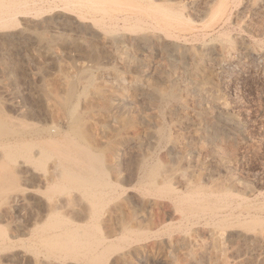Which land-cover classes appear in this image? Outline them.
Segmentation results:
<instances>
[{
    "label": "rangeland",
    "instance_id": "374dc122",
    "mask_svg": "<svg viewBox=\"0 0 264 264\" xmlns=\"http://www.w3.org/2000/svg\"><path fill=\"white\" fill-rule=\"evenodd\" d=\"M52 1L0 0L27 11L0 25V119L57 132L0 142V264H264V0ZM74 147L102 159V200L65 174ZM110 228L99 260L60 248Z\"/></svg>",
    "mask_w": 264,
    "mask_h": 264
},
{
    "label": "bare ground",
    "instance_id": "6f19581e",
    "mask_svg": "<svg viewBox=\"0 0 264 264\" xmlns=\"http://www.w3.org/2000/svg\"><path fill=\"white\" fill-rule=\"evenodd\" d=\"M58 1H60V2H62V4H60V2H58ZM56 0V2H55V4H54V1H52V3L54 4V5H52L51 7H49L50 9H55V10H66V12L68 11V10H73V9H69V6H67L69 3H73V4H71V7L74 5V9H76L77 7L78 8H80V10H84L85 12L84 13H90L91 11L93 12L95 9H100V8H98L99 6H100V2L101 3H105V5H106V3L108 2V3H111V2H115V3H120V0L119 1H117V0ZM71 1V2H70ZM100 1V2H99ZM117 1V2H116ZM122 1V0H121ZM148 1V0H147ZM147 1H145V3L147 2ZM11 2V1H10ZM8 3V5L6 4V6H9V8H13V7H11V6H13L14 4H12V3ZM27 3V2H26ZM98 3H99V6H98ZM144 3V2H143ZM149 3V2H148ZM10 4H12L11 6H10ZM219 4V3H218ZM16 5V4H15ZM105 5H103L102 4V6H105ZM17 6V5H16ZM75 6H76V8H75ZM151 6H152V3H151ZM156 6V5H155ZM70 7V8H71ZM101 7V6H100ZM153 7H154V5H153ZM73 8V7H72ZM103 7H101V9L100 10H102L103 11V9H102ZM106 8H109L108 6H106L105 7V12H103V13H107L106 11H109V9L108 10H106ZM214 8H216V7H214ZM6 9H8V7L6 8ZM15 9H16V7H15ZM49 9V10H50ZM226 9V8H225ZM224 8H223V6L222 5H220V7L218 8V9H216V11H213L214 13H211V15H212V18H211V20H213L214 22L215 21H220L222 18H224L225 16H224V10H225ZM11 10V9H10ZM10 10L8 9V10H6L7 11V13H8V11L10 12ZM13 10V9H12ZM214 10V9H213ZM17 11V12H16ZM26 10H15V14L14 15H11L12 13L10 12V14L9 15H11L10 17H9V15L7 16H4V17H1V15H0V25L1 26H5L6 25V23H9V22H7V21H11V17H14L15 15H17L18 13L20 14V15H18V17H20L21 16V18L22 17H24L25 15H26V13H27V11L25 12ZM158 11V10H157ZM3 12H5V11H3ZM2 12V13H3ZM96 12V11H95ZM14 13V12H13ZM163 13V12H162ZM6 13H4L3 15H5ZM73 14V13H72ZM180 15V14H179ZM78 16V15H77ZM163 16V15H162ZM168 16V15H167ZM14 18H16V16L14 17ZM223 20V19H222ZM166 22V21H165ZM159 23V22H158ZM175 24V23H174ZM166 25H168L169 26V21H168V23L166 24L165 23V25L164 26H166ZM9 26V28H10V26H11V24L10 25H8ZM8 26L6 27V28H8ZM168 26H167V28H168ZM170 26H172V25H170ZM1 28V27H0ZM180 29V28H179ZM169 34V33H168ZM167 34V35H168ZM165 35V34H164ZM143 37V36H142ZM168 37V36H167ZM139 38V37H138ZM172 38V37H171ZM178 45H176V47H177ZM73 84V83H72ZM70 85H71V83H70ZM74 86H69L68 87V89H69V91H68V99H67V101H65V105H67V103L69 102L70 103V101H68L69 99H71L70 97L72 96V95H74L73 94V88ZM42 92V91H41ZM172 94H173V92H171ZM171 93H168V94H165L164 95V99L165 98H170V99H172V96L174 95H172ZM43 96V95H42ZM174 96H176V95H174ZM174 99H176V97H173ZM69 110V109H68ZM73 110V109H72ZM74 111V110H73ZM72 112V111H71ZM71 112H69V113H71ZM25 113V112H24ZM68 113V114H69ZM1 115V114H0ZM48 116V115H47ZM70 116V115H69ZM4 117V116H3ZM24 117V116H23ZM80 116H78V117H76V115H75V117L73 116V119H72V125L71 126H73L74 127V129H72V130H74V133L76 134L75 136H77L79 139L81 138V139H83L84 137H86L85 136V133L87 134V132H85L83 129L81 130L79 127L81 126V124H80V122L82 123V121H80V118H79ZM81 118H83V117H81ZM40 123V122H39ZM87 123V122H86ZM41 124V123H40ZM85 124V123H84ZM83 124V125H84ZM80 125V126H79ZM51 127V126H50ZM82 128V127H81ZM45 129H46V127H45ZM44 128H37V129H29V130H26L25 132L23 131V132H18V134H17V131H14L12 128H10V127H8L7 126V124L6 123H4V120L2 121L1 119H0V142L2 143V144H8V145H5L4 147H7V146H9L10 144H11V146H12V144H13V146H14V144H16V143H18V142H20V141H23V140H25L26 138H32V139H39L40 141L41 140H45L44 141V143H45V145L43 144L42 146H44V148H45V146H46V143H48V142H46V139L48 140V139H52L53 138V135L55 134V133H57V132H52V131H48V130H46V131H44L45 130ZM54 131V130H53ZM56 131H58V129L56 130ZM85 133H84V132ZM66 132V131H65ZM91 132V131H90ZM60 134V133H59ZM56 135V134H55ZM88 135V134H87ZM54 139V138H53ZM85 139V138H84ZM83 139V140H84ZM88 139V138H87ZM86 139V140H87ZM68 140V139H67ZM85 140V141H86ZM27 141V140H26ZM36 141V140H35ZM39 141V142H40ZM82 141V140H81ZM66 142V141H65ZM21 143V142H20ZM29 143V142H28ZM33 143V142H32ZM62 143V142H61ZM74 143V142H73ZM73 143H72V145H73ZM22 144V143H21ZM20 144V145H21ZM25 144V143H24ZM42 144V143H41ZM75 144V143H74ZM48 145V144H47ZM55 145H57V144H55ZM63 145V144H62ZM76 145V144H75ZM74 145V146H75ZM18 146V145H17ZM24 146H26V145H24ZM68 146H69V144H68ZM67 146V147H68ZM78 146V145H77ZM76 146V147H77ZM19 147H21V146H19ZM61 147V146H60ZM79 147V146H78ZM81 147V146H80ZM15 148V147H14ZM62 148V147H61ZM20 148H18V150H19ZM73 149V147L71 148V150ZM74 149H75V147H74ZM94 149V148H93ZM8 150H10L11 152L13 151V148L11 147V148H9ZM45 150H46V148H45ZM65 149H63V150H61V153L63 154V156L65 155L64 153H63V151H64ZM68 150V149H67ZM64 151V152H66V153H69L68 151L70 150H68V151ZM76 151V154H73V155H77L78 156V158H79V160H78V162H80L81 164L80 165H77L78 167H75V166H72L70 163H68V164H70V166L69 165H67V164H65L64 163V165H67L66 166V168H68V169H64V170H62V171H64V172H66L65 174H67V176L70 178V180H71V182H73L74 184H76L74 187H78L79 189V191L80 190H82V191H80V192H82L83 193V195H85V196H87V197H89V198H91V200L92 199H96V200H99L100 198L99 197H102L103 195H105V192L107 191H105L104 192V187H106V186H108V188L109 187H112L113 186V183L111 184V182H108L107 180H105V179H103L102 178V176H101V174L103 173L104 174V170H103V166H102V164H101V161H100V157H98L99 156V154L97 155L96 153H94V152H92V151H90V150H87V149H85V147L83 148H79V149H75ZM15 151V150H14ZM51 151V150H50ZM110 151V150H109ZM8 152V151H7ZM58 152H60V151H58ZM71 153H73L72 151H70ZM74 152V153H75ZM113 152V151H112ZM16 153H18L17 151H16ZM44 154V153H46L45 151H43V150H41L40 151V154ZM102 153H103V151H102ZM4 155H5V153H3ZM14 154H15V152H14ZM14 154H12L13 156H14ZM39 154V153H38ZM59 154V153H58ZM61 154V155H62ZM60 155V154H59ZM60 155V156H61ZM69 155H70V153H69ZM72 155V154H71ZM67 156L68 158L70 157V158H72L73 157V160L74 159H76V157L74 158V156ZM8 156V155H7ZM42 156V155H41ZM59 156V158H61ZM8 158H11V157H8ZM7 158V159H8ZM67 158V160H69V161H71L70 160V158L68 159ZM77 158V159H78ZM61 159H63V158H61ZM66 159V157L64 156V160ZM77 159H76V161H77ZM33 160V159H32ZM102 160V159H101ZM66 161V160H65ZM72 162H74V161H72ZM77 162V163H78ZM62 163V162H61ZM145 163V162H144ZM63 164V163H62ZM79 164V163H78ZM55 165V164H54ZM75 165V164H74ZM142 165H143V163H142ZM142 165L140 166V167H142ZM145 165H147V164H145ZM59 166V165H58ZM57 166V167H58ZM54 167V166H53ZM64 167V166H63ZM146 167V166H145ZM61 168V167H60ZM56 169V168H55ZM59 169V168H58ZM143 169H144V167H143ZM142 170V169H141ZM61 171V170H60ZM142 171H144V170H142ZM21 173V172H20ZM119 173V172H118ZM142 173H140V175H141ZM57 175V174H56ZM62 175V174H61ZM14 176V175H13ZM4 177V176H3ZM3 177H2V179H3ZM8 177V176H7ZM53 178H54V175L52 176ZM52 177H50L51 179L50 180H48V181H51L52 180ZM65 177V175H62V177L61 178H64ZM10 178V177H9ZM7 179V178H6ZM11 179V178H10ZM13 179V178H12ZM122 179V178H121ZM35 181V180H34ZM119 181H121L122 182V180H119ZM130 181V180H129ZM34 183V182H33ZM61 183V182H60ZM31 184H32V182H31ZM110 184L112 185V186H110ZM28 185H29V183H28ZM117 185V184H116ZM72 187V186H71ZM109 191V190H108ZM113 192V191H112ZM111 192V193H112ZM82 195V196H83ZM106 197V196H105ZM104 197V198H105ZM14 198H16L17 199V197H14ZM84 198V197H83ZM97 198H99V199H97ZM9 199V198H8ZM16 199H14V200H16ZM11 200V199H10ZM89 200V199H88ZM100 200H102V199H100ZM83 203V202H82ZM91 203H95V201H91ZM100 203V202H99ZM89 206H91L90 204H88ZM97 205V204H96ZM88 206V207H89ZM87 207V211L89 210V208ZM45 212V211H44ZM89 212V211H88ZM88 212H86L87 214H88ZM96 212V211H95ZM76 214V213H75ZM92 214V213H91ZM73 215V214H72ZM77 215V214H76ZM86 215V214H85ZM94 215V214H93ZM122 215V214H121ZM82 216H84V215H82ZM82 216L80 217V216H76L77 217V219H76V221L78 220V219H84V217L82 218ZM87 216L88 215H86L85 217L87 218ZM120 216V215H119ZM92 217H94V216H92ZM92 217H90V218H92ZM74 218V217H73ZM122 218V217H121ZM89 219V218H88ZM123 219H125V218H123ZM91 220V219H90ZM110 221V220H109ZM120 221V220H119ZM125 221V220H124ZM119 223V222H118ZM67 226H69V225H67ZM73 226V225H72ZM77 224H76V228L75 229H77ZM66 227V226H65ZM79 227V226H78ZM68 228V227H67ZM64 229H66V228H64ZM86 229L87 228H85V231H84V233H85V235H86V233L88 234L89 232H87V231H90L89 229L86 231ZM111 229V228H110ZM50 230H52V229H50ZM54 230V229H53ZM70 230H72L71 228H70ZM69 230V231H70ZM82 230V229H81ZM84 230V229H83ZM82 230V231H83ZM114 230V229H113ZM64 231V230H63ZM79 231H80V229H79ZM110 231V230H109ZM51 232V231H50ZM62 232V231H61ZM67 232V231H66ZM81 232V231H80ZM107 232H108V230H107ZM114 231H112V229H111V232H109L107 235H106V232H104V234L106 235V236H102V238H101V236L99 237V239H92V237H91V235H92V233L90 232V234H89V236L90 237H84V239L85 240H82V241H80L81 239L79 238L78 239V237L77 238H75V239H71V241L68 239V241H67V239H65V237L63 238V239H65L63 242V244L62 243H60V244H62L61 245V249H63V250H66L68 253H70L69 251H74V253L76 254L77 253V249L78 248H85V250L86 251H88L87 253L89 254V252H90V254L93 252H95V253H97L96 255H98V257H96L95 256V259H97V260H99L98 258H100L99 257V255H101L104 251L105 252H107V250L109 249L108 248V246H109V244H111L112 242H114V241H112L111 242V239H109L110 237H113V236H115L114 235V233H113ZM57 233V234H56ZM55 234H56V236L57 235H59L58 234V232H56ZM77 233V232H76ZM76 233H74V234H76ZM54 234V233H53ZM66 234V233H65ZM81 234V233H80ZM80 234H77V235H80ZM49 235V234H48ZM47 235V236H48ZM52 235V234H51ZM66 235H68V236H73V238H74V236L75 235H73V234H66ZM87 236V235H86ZM52 237H55V235H52ZM62 237V236H61ZM61 237H60V239H61ZM67 237V236H66ZM118 237H119V235H118ZM41 238V237H40ZM55 238H58V237H55ZM68 238V237H67ZM71 238V237H70ZM93 238H95L94 236H93ZM97 238V237H96ZM101 238V239H100ZM115 238V237H114ZM59 239V238H58ZM60 239H59V241H60ZM110 240L109 241V244H107V243H105V241H107V240ZM118 238L116 237V239L115 240H117ZM8 240H10V239H8ZM43 240H46V239H43ZM48 240V239H47ZM50 240H51V237H50ZM96 240V241H95ZM54 241V240H53ZM10 242V241H9ZM48 242V241H47ZM50 243L52 242V241H49ZM55 242V241H54ZM111 242V243H110ZM11 243V242H10ZM41 243H42V241H41ZM53 243V242H52ZM55 244H56V242H55ZM54 244V245H55ZM95 244H97V245H95ZM112 244H114V243H112ZM7 245H8V243H7ZM6 245V247H8ZM11 245H12V243H11ZM45 245H46V242H45ZM52 245V244H51ZM50 244H49V246H50V248L51 247H53V246H51ZM95 245V246H94ZM4 246H5V244H4ZM43 246V245H42ZM56 246V245H55ZM10 247H12V246H10ZM47 247V246H46ZM58 247V246H57ZM109 247H111V246H109ZM49 248V247H48ZM49 248V249H50ZM108 248V249H107ZM49 249H47V250H49ZM54 249V248H53ZM53 249L50 251V253L52 254L53 252ZM56 249H54V251H55ZM80 250H82V249H80ZM46 253H47V251H46V248H45V250H44ZM56 251H58V250H56ZM61 251V250H60ZM65 251V252H66ZM85 251V252H86ZM65 252L63 253V256H64V254H65ZM66 252V253H67ZM83 253H85L84 251H82ZM81 252V253H82ZM45 253V254H46ZM48 253H49V251H48ZM47 253V254H48ZM49 253V254H50ZM58 253V252H57ZM59 253H61V252H59ZM72 253H70L69 254V256L71 255ZM104 254V253H103ZM78 255V254H77ZM92 255V254H91ZM66 256V255H65ZM73 256V255H72ZM74 256H76V255H74ZM74 256L73 257H71L70 256V258H74ZM93 257H94V255H92ZM92 256H90L91 257V259H92ZM16 257V256H15ZM66 257H68V255L66 256ZM103 257V256H102ZM11 258V257H10ZM10 258L8 259V260H10ZM69 258V257H68ZM94 259V258H93ZM9 262V261H8ZM12 262V261H11ZM88 262V261H87Z\"/></svg>",
    "mask_w": 264,
    "mask_h": 264
}]
</instances>
